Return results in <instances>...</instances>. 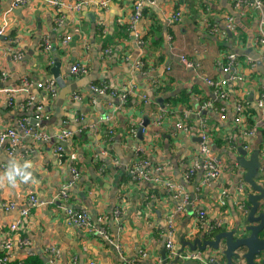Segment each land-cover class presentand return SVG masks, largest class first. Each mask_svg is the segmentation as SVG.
Instances as JSON below:
<instances>
[{
  "label": "crops",
  "instance_id": "obj_1",
  "mask_svg": "<svg viewBox=\"0 0 264 264\" xmlns=\"http://www.w3.org/2000/svg\"><path fill=\"white\" fill-rule=\"evenodd\" d=\"M15 1L0 0V26L9 8L16 10L5 15L8 26L1 45L20 50L22 57L12 62L8 51L0 54V67L7 73L0 89L19 87L23 81L30 82V86L17 93L11 104L0 92V132L13 128L20 137V144L11 154H7V144L0 145V245L12 239L11 262L163 264V254L165 264H203L185 258L190 254L187 247L173 263L165 249V234L172 223L171 240L178 251L181 241L191 242L201 236L200 227L220 221L223 225L217 234L234 229L244 219L235 206L236 184L245 173L239 165L237 169L234 166L238 163V146L245 147L246 158L259 152L263 165L258 183L264 187V109L258 106L264 94V74L260 71L264 70V46L254 42L264 11H241L234 0H109L105 9L99 7L100 0H90L78 12L62 10L61 21H57L47 0L20 7L13 6ZM136 2L142 3L140 17L131 28ZM230 6L231 10L227 8ZM178 13L180 20H175ZM227 16L236 27L231 36L226 31L218 33L224 30ZM215 25L219 31L213 32ZM66 36L70 40L64 44ZM44 37L55 47L49 52L51 60L55 55L61 63L59 77L63 84H56L57 94L53 97L37 86L53 79L52 64L38 54ZM139 38L142 45L136 41ZM155 41L161 42L160 47L153 44ZM104 50L109 54L103 56ZM231 52L236 53L237 62L224 73V58ZM138 63L140 68L135 67ZM73 64L86 66L87 73H71ZM233 75L240 80H229L224 87L226 98H215L207 81ZM94 83L106 84L117 96L92 95L89 85ZM158 87L163 92L155 94ZM123 94L125 100L120 97ZM29 96L34 108L43 107L46 117L33 127L36 133L52 137L49 142L35 141L31 133L26 135L19 127L23 120L29 125L32 109L25 106ZM239 101L248 106L241 124H235ZM219 109L224 120L219 118ZM145 119L149 124L140 138L137 128ZM201 120L210 132V154L223 166L214 180L205 183L199 170L186 182L184 173L198 156ZM177 123L189 129L179 130ZM241 126L255 133L242 139ZM63 130L73 136L63 144L64 153L59 155L53 136ZM137 148L149 163L165 165L160 177L174 188L129 179L126 167L135 159ZM103 151L108 158L101 156ZM94 158L103 159L110 172L99 173ZM112 158L119 166L112 164ZM13 165L30 173L27 181L20 177L15 183L8 181L7 173ZM72 167L79 173L76 179ZM67 186L68 201L57 199L56 195ZM176 186L182 187L190 202L180 213L175 212L181 205V198L174 197ZM245 187L247 196L251 190L246 183ZM30 195L42 203L41 207L31 209L23 224L11 231ZM8 203L13 204L12 209L4 206ZM66 208L86 212L94 230L102 227L105 236L70 225ZM196 211L204 212L203 222ZM22 239L28 244L18 241ZM223 249L222 242L218 250L200 253L204 257L217 252L223 255ZM238 263L243 264L239 259Z\"/></svg>",
  "mask_w": 264,
  "mask_h": 264
},
{
  "label": "built area",
  "instance_id": "obj_2",
  "mask_svg": "<svg viewBox=\"0 0 264 264\" xmlns=\"http://www.w3.org/2000/svg\"><path fill=\"white\" fill-rule=\"evenodd\" d=\"M33 1H43V0H16L13 4L14 7H20L25 6L27 3L33 2ZM51 8L55 12L56 20L61 21L60 15L62 13V10H68V11H75L78 12L82 7L88 5L90 3V0H70V2H67V0H47ZM109 0H100L98 2V5L100 8L105 9L108 5ZM235 7H238L241 9V11H244L245 9H253L258 10L259 12L264 11V1L263 0H234ZM142 6L141 2H136L133 8V15L131 17V23L130 26L133 28L134 24L137 22V20L140 17V8ZM13 9V8H12ZM10 11V9H9ZM7 11L6 13H8ZM11 12V11H10ZM6 13L2 16V25L0 26V54L8 51L9 54H11V61L16 62L21 59L22 52L20 50H12L10 46H2L1 43L4 40L5 32L7 30L8 26V20L6 18ZM175 20H180V14H176L173 17ZM213 32L219 31L218 27L215 25L212 28ZM224 31L230 32L231 34L235 31V25L233 23V20L231 17L227 16V23L225 25L224 30H220L218 33L224 34ZM3 38V40H1ZM70 40L69 36H66L64 38L63 43L66 44ZM139 45H142V43L139 41V39L136 40ZM254 42L256 45L264 46V16L261 17V19L258 21L257 29H256V36L254 38ZM51 50V44L49 43L47 37H44L41 40V43L39 44L38 52L42 58L47 61L48 65L52 64V60L49 56V52ZM109 50H104L103 56H106L109 54ZM183 62L189 66L190 64L186 62V60H183ZM237 62V55L233 52L228 53L225 55L224 58V64L223 72L228 73L230 70L236 65ZM136 68L141 67V63H138L135 65ZM71 73L78 74V75H84L87 73V68L84 65H77L73 64L70 68ZM7 77V73L4 70V67H0V83H4L5 79ZM240 80V77L233 75L232 77H228L227 79H219V80H208V85L213 89L214 97L217 99H223L226 98V92L224 90V87L227 85L229 80ZM30 82L23 81L21 84L13 88H3L0 89V92L6 94L8 96V104H11V99L19 92L26 91L27 88H29ZM39 88H41L45 94H48L49 96L53 97L56 95V86L52 79L46 80L45 82L37 85ZM132 90H135L132 89ZM89 91L92 95H107L109 97L115 98L117 95L115 92L110 91L108 86L106 84H100V86H94L89 85ZM133 93V92H131ZM76 98H79V96H76ZM122 100H125L126 94H123L120 96ZM142 99L144 101H148L147 97L145 95H142ZM209 108H211V104H207ZM25 106L32 109L33 107V98L29 96L27 98ZM258 106L260 108L264 109V94L261 95L260 99L258 100ZM236 110V116L234 117L233 121L235 124H241L242 116L244 112V104H238L235 107ZM219 118L224 120L225 116L222 113V110L219 109ZM33 113V109H32ZM34 114L35 119L40 121L46 120V117L43 112L42 106H36L34 108ZM19 127L21 128L22 132L24 134H32L33 140L39 141L42 140L44 142H49V140L52 138L44 133H36L35 128H30L27 124L26 120H23ZM240 129V135L242 139H247L255 133L253 129H247L244 128V126H241ZM176 128L182 131H187L189 129V126L183 123H177ZM199 136H200V143L198 147V156L194 160V162L186 169L184 173V180L188 182L196 173V171H201V177H203V181L207 183L209 180H214L218 178L221 174L222 170V163L221 160L218 157H215L214 155L210 154L209 151V138H210V132L207 128L206 122L204 120H201L199 123ZM135 129H131V133L135 134ZM73 136V133L70 131L63 130L57 135L53 136L54 141H56L55 146V152L57 154H60L63 152V144L70 139ZM7 144V154H11L12 151L20 144V137L17 134V132L13 128H6L5 130L0 132V145ZM245 149V147H243ZM141 153L140 148H137L135 150V159L138 158V154ZM101 156H106L108 158L109 154L106 151L101 152ZM133 160L131 164H129L126 167V170L128 172V175L132 182L141 184L143 182H153V183H159L163 185L165 188H174V185L169 183L168 181H165L160 177V175L165 171V165L159 164L157 166H151L149 161L143 160V159H136ZM112 164L114 166H119V162L116 158H112L111 160ZM235 169L238 168V163H234ZM104 168L101 167L99 170V173L103 174ZM72 176L73 178H77L79 173L76 170V168H71ZM236 192L237 197L235 199V206L239 210V212L245 216L247 213L246 205L244 202V198L246 196V187L243 179H239L236 184ZM226 191H222V196H225ZM70 197L68 192V186L66 188H63L59 192V194L56 195V198L59 200H64L65 202L68 201V198ZM174 197L175 198H181V205L176 207L175 212L180 213L184 211V206H187L190 204L189 197L185 193V191L180 186H176L174 189ZM221 204H224L223 201H221ZM42 203L37 200V198L34 195H30L27 200V206L20 210L19 213V219L14 222L10 229L11 231H16L19 226H21L24 222V219L28 216L29 212L33 208L41 207ZM7 208L12 209L13 204L8 203L4 205ZM66 220L67 222L81 230H84L85 232H97L103 236H105L104 229L101 227L99 230H94V225L92 224L88 214L86 212L73 210L71 208H66ZM196 215L199 219V221L203 222V218L205 216L203 211H196ZM172 218V215L170 216ZM222 223L220 221H216L209 226L200 227L201 230L199 233L208 235L210 234L214 229H219L222 227ZM173 226L172 223L169 222L167 231L165 234L166 240H165V249L167 251L168 257L170 259H173L177 252L175 251L173 241L171 240ZM20 243H23L24 245L28 244L26 239L18 240ZM13 246V241L11 238H8L4 240L0 247V264H14L10 260V251ZM181 257V256H180ZM186 259H192V260H199L203 264H227L226 260L223 259V255L220 252H217L214 255H207L204 257V255L200 252H194L190 253L189 255L185 257ZM240 261H242L239 258ZM259 258H257L256 262L259 263ZM90 264H94V262H91Z\"/></svg>",
  "mask_w": 264,
  "mask_h": 264
},
{
  "label": "water",
  "instance_id": "obj_3",
  "mask_svg": "<svg viewBox=\"0 0 264 264\" xmlns=\"http://www.w3.org/2000/svg\"><path fill=\"white\" fill-rule=\"evenodd\" d=\"M227 8L231 10V6ZM10 11L15 13L16 10L10 9ZM228 34L231 36L230 32H228ZM1 40H3V38H1ZM51 49L54 51L55 47L51 45ZM236 52L238 53V51ZM52 59V66L50 68L53 78L52 80L54 81L55 86L56 84L57 86H61L63 84L62 79L59 77V68L61 63L59 58L55 55ZM260 71L264 74L263 69H260ZM61 95L62 94H60V96ZM158 100L161 101L162 99L160 98ZM38 123L41 122L36 120L35 115L32 113L30 115L29 125L31 124L32 126H30L34 128L33 125ZM148 124V120L145 119L139 128H137L136 135L138 137H140L141 132ZM237 152L239 154L238 165L245 171L243 181L251 190V192L244 198L247 210L246 215L243 217L244 219L240 221L234 229L230 231L225 230L218 232L214 235L213 239H207L204 234H201L199 237H194L191 242L181 241L182 248L176 251L177 255L173 258V263L179 261L181 258L180 254L183 252L185 247L188 248V253L210 252L211 250H218L220 244L223 242L224 249L222 253L227 264H233L232 258L237 253H240L241 257L245 261V264H264V187L258 183L262 177L261 169L263 164L259 158L258 151L251 153L249 158H246L247 152L242 146H238ZM257 258L260 260L259 263L256 262ZM162 259L163 264H165V255L163 254Z\"/></svg>",
  "mask_w": 264,
  "mask_h": 264
},
{
  "label": "trees",
  "instance_id": "obj_4",
  "mask_svg": "<svg viewBox=\"0 0 264 264\" xmlns=\"http://www.w3.org/2000/svg\"><path fill=\"white\" fill-rule=\"evenodd\" d=\"M264 1V0H263ZM236 28V27H235ZM9 41H11V42H13L11 39H9ZM139 41L141 42V43H143L142 42V40L139 38ZM154 45H158V47H160V45H161V42L160 41H155L154 43H153ZM144 64H142V67H143V70H145L146 68L143 66ZM94 86H100L99 84H96V83H94L93 84ZM157 89V90H156ZM155 90V94L157 93V94H159L161 91L163 92V88H160V87H158V88H156ZM110 90V89H109ZM111 91V90H110ZM165 91V90H164ZM244 104V112H245V108H246V105L248 106V104L246 103V102H241V101H239L238 102V104ZM251 112H252V110H250ZM244 112H243V115H244ZM106 151H107V149L106 148H104ZM108 152V151H107ZM64 153V150H63V152L62 153H60L59 155H61V154H63ZM109 153V152H108ZM114 157V156H113ZM138 158H140V159H143V160H147V161H149L148 159H146L145 157H144V155L142 156L141 155V153H139L138 154ZM138 158H136V159H138ZM135 159V160H136ZM93 161H96V164H98V170H100V168L101 167H103L104 168V170H103V173L104 174H108L109 172H110V170L108 169V168H106L107 167V163H105L104 162V160L103 159H101V158H99V160H97V158L95 159L94 158V160ZM99 161V162H98ZM150 165L151 166H157V163H150ZM159 165V164H158ZM128 177H129V175H128ZM129 179H130V177H129ZM131 180V179H130ZM220 229V228H219ZM219 229H214L210 234H208V235H205V238H207V239H209L210 237H212V236H214V234L219 230ZM21 235H23L22 233H21ZM241 259L242 260V262H243V264H244V260H243V258L241 257V255H240V253H237L233 258H232V261H233V264H239L238 263V259ZM223 259L225 260V258H224V256H223ZM15 264H17V263H15Z\"/></svg>",
  "mask_w": 264,
  "mask_h": 264
},
{
  "label": "clouds",
  "instance_id": "obj_5",
  "mask_svg": "<svg viewBox=\"0 0 264 264\" xmlns=\"http://www.w3.org/2000/svg\"><path fill=\"white\" fill-rule=\"evenodd\" d=\"M28 167L27 164L24 165V168L26 169ZM30 176V173L25 172L21 169V167L13 165L9 172L7 173V179L8 181L15 183L16 177H20L21 179L27 181Z\"/></svg>",
  "mask_w": 264,
  "mask_h": 264
},
{
  "label": "flooded vegetation",
  "instance_id": "obj_6",
  "mask_svg": "<svg viewBox=\"0 0 264 264\" xmlns=\"http://www.w3.org/2000/svg\"><path fill=\"white\" fill-rule=\"evenodd\" d=\"M246 205V204H245Z\"/></svg>",
  "mask_w": 264,
  "mask_h": 264
}]
</instances>
